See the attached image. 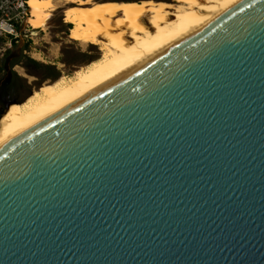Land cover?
Here are the masks:
<instances>
[{"label": "water", "instance_id": "95a60500", "mask_svg": "<svg viewBox=\"0 0 264 264\" xmlns=\"http://www.w3.org/2000/svg\"><path fill=\"white\" fill-rule=\"evenodd\" d=\"M0 264H264V0L2 145Z\"/></svg>", "mask_w": 264, "mask_h": 264}, {"label": "bare ground", "instance_id": "6f19581e", "mask_svg": "<svg viewBox=\"0 0 264 264\" xmlns=\"http://www.w3.org/2000/svg\"><path fill=\"white\" fill-rule=\"evenodd\" d=\"M27 0V23L46 26L64 9L69 37L99 46L102 56L71 77L46 83L22 102L10 103L0 118V147L83 97L141 66L197 32L243 0Z\"/></svg>", "mask_w": 264, "mask_h": 264}, {"label": "rangeland", "instance_id": "374dc122", "mask_svg": "<svg viewBox=\"0 0 264 264\" xmlns=\"http://www.w3.org/2000/svg\"><path fill=\"white\" fill-rule=\"evenodd\" d=\"M153 1L177 5L174 0ZM64 11L53 12L44 28L34 30L27 23L29 9L25 1L0 0V83L13 79L0 94V114L8 104L24 101L46 83L73 76L77 70L102 56L99 46L70 38V30L68 36L61 35L64 25H69ZM6 62L8 68L14 66L15 69L4 73L2 69Z\"/></svg>", "mask_w": 264, "mask_h": 264}, {"label": "flooded vegetation", "instance_id": "af4514ba", "mask_svg": "<svg viewBox=\"0 0 264 264\" xmlns=\"http://www.w3.org/2000/svg\"><path fill=\"white\" fill-rule=\"evenodd\" d=\"M62 24H64L63 22H62ZM70 27H71V25L69 24V25H64V30H62L61 31V35H66V36H68V31L70 30ZM59 39H62V37H59ZM12 69H15L14 68V66H11L10 68H8V66H7V62L5 63V65H4V69H2V71L4 72V73H7V72H10V71H12ZM13 81V79L11 78V80L9 79V81H7L5 84H1L0 83V94H2V92H3V90L5 89V88H7L11 83H13L12 82Z\"/></svg>", "mask_w": 264, "mask_h": 264}, {"label": "trees", "instance_id": "16d2710c", "mask_svg": "<svg viewBox=\"0 0 264 264\" xmlns=\"http://www.w3.org/2000/svg\"><path fill=\"white\" fill-rule=\"evenodd\" d=\"M11 1H14V0H11ZM22 1H25L26 2L27 0H22Z\"/></svg>", "mask_w": 264, "mask_h": 264}]
</instances>
